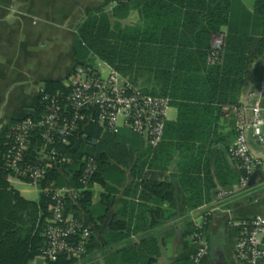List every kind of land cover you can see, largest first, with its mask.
Masks as SVG:
<instances>
[{"label": "crops", "instance_id": "0c3cea01", "mask_svg": "<svg viewBox=\"0 0 264 264\" xmlns=\"http://www.w3.org/2000/svg\"><path fill=\"white\" fill-rule=\"evenodd\" d=\"M167 1L175 6L185 4L184 0ZM235 3L241 11L253 13L255 0ZM113 8L111 0H0V127L8 120L34 115L46 81H58L65 86L70 73L83 63L76 57L79 27L88 16ZM136 19L134 12L130 21ZM187 49L189 53L193 50ZM248 70L244 86L233 97L229 94V99L249 107L256 102L253 93L261 81L264 60L251 64ZM125 78L134 84L129 77ZM154 81L157 83L142 80L134 86L144 87L149 94L154 88L159 91L165 86L159 78ZM167 97L171 107L163 142H181L184 150L188 147V152H184L188 158L176 146L169 153L162 145L157 148L156 165L150 170L145 168L142 181L165 184L172 200H160L142 189L136 167L147 165L155 156L146 139L124 128L110 133L116 136L125 154L119 157L120 161L109 162L122 171L125 182L122 186L107 182V188L94 185L89 213L75 212L92 235V251L81 264H119L118 252L145 240H156L160 246L155 264L193 262L194 244L188 236L202 223L209 251L201 264H239L234 252L238 224L264 217V170L257 171L252 186L244 189L240 185L238 162L226 153L236 140V115L229 108L223 109L214 138H207L205 128H180L181 112ZM249 146L252 154L264 162V145L250 136ZM61 176L64 186L71 187L70 177ZM9 185L15 190L32 187L18 182ZM34 189L39 201L42 193L39 188ZM221 191L232 192L234 201L227 206L218 203ZM18 192L25 198L23 191ZM105 196L110 198L109 203L104 201ZM139 209L142 218L136 223L132 218ZM135 224L139 227L137 233L133 232ZM30 264L48 262L39 256Z\"/></svg>", "mask_w": 264, "mask_h": 264}, {"label": "trees", "instance_id": "16d2710c", "mask_svg": "<svg viewBox=\"0 0 264 264\" xmlns=\"http://www.w3.org/2000/svg\"><path fill=\"white\" fill-rule=\"evenodd\" d=\"M184 2L175 6L167 0H134L117 5L110 12L88 16L78 29L76 57L83 62L80 64L92 65L88 62L89 57L97 55L121 75L129 77L134 84L146 72L153 77V84L157 83L154 78L161 79L165 86L160 87L159 91L154 88L151 94L173 99V104L181 112L180 128H205V136L214 138L222 110L239 105V102L229 99V94L232 96L244 86L251 64L264 60V0H255L253 13L241 11L235 0ZM134 12L137 19L130 21ZM219 35L225 36L223 61L211 66L207 59L212 39ZM187 48H193L191 53L187 52ZM67 91L58 81H46L39 95L36 113L23 119L8 120L0 127V264H30L39 257L46 246L44 231L51 218L50 197L42 194L39 201H29L9 185L5 155L11 145V129L24 119H36L45 113L46 106L41 101L44 95L66 94ZM39 134L42 131L32 137L29 155L33 161L38 156L32 146L42 144ZM94 141L96 145H92ZM117 141L116 136L103 134L97 125H89L84 130L81 128L69 146H56L58 153L67 155L71 163L62 164V172L49 169L40 189L50 185L64 187L62 174L70 177L72 188L81 189L80 178L86 167L85 159L92 157L97 171L76 201L66 196L65 211L66 214L78 210L89 213L94 185L107 188V182L117 186L125 182L122 171L109 162L110 159L120 161L125 154ZM170 144L163 142L157 148L163 145L170 153L176 146L180 154L188 158L184 154L188 152V147L184 150L181 142ZM157 148L151 162L136 167L139 180H143L145 168L150 170L156 165ZM140 184L144 192L163 201L172 200L165 184L154 180H144ZM104 199L109 203V197L105 196ZM74 218L79 221L77 214ZM138 218H142L141 211L132 220L135 219L137 223ZM83 227L87 228L84 224ZM138 231L139 227L135 224L133 232ZM196 231L193 229L188 236L192 244L191 236ZM88 243L87 251L90 254L92 235ZM159 253L160 246L156 240H145L118 252L117 258L119 264H155ZM48 264L77 263L60 255L56 262Z\"/></svg>", "mask_w": 264, "mask_h": 264}, {"label": "built area", "instance_id": "2783aa9c", "mask_svg": "<svg viewBox=\"0 0 264 264\" xmlns=\"http://www.w3.org/2000/svg\"><path fill=\"white\" fill-rule=\"evenodd\" d=\"M132 1L111 0V5L115 7ZM224 47V35L213 37L207 59L209 65L222 63ZM64 87L68 90L66 94L42 97L41 101L46 106L43 115L36 119H24L11 129V145L5 155L8 182L28 184L40 189L49 169L55 168L62 172L60 166L71 163L67 155L58 153L56 146H69L73 136L89 125H97L105 133H114L124 128L145 138L152 151L163 142L171 99L140 91L108 63L77 65ZM253 97L256 102L252 106L239 104L229 107L230 112L236 115L237 135L227 154L240 163V185L244 189L249 186L254 173L264 170V162L252 154L249 146L250 136L264 145V72ZM40 131L42 144L32 146L38 156L33 161L29 155L32 137ZM96 144V141L92 143ZM85 163L80 178L81 189L70 186L56 188L55 185L40 189L52 201L51 218L44 231L46 246L40 255L48 263L56 262L60 255H65L81 264L88 256L91 231L74 218V211L65 213L66 196L76 201L97 171L94 158H86ZM234 199L232 192L221 191L216 201L227 206ZM262 200L264 202V196ZM203 227L204 223L191 236L194 264H201L208 256L209 245ZM234 252L239 264L264 262V217L246 219L238 224Z\"/></svg>", "mask_w": 264, "mask_h": 264}, {"label": "rangeland", "instance_id": "374dc122", "mask_svg": "<svg viewBox=\"0 0 264 264\" xmlns=\"http://www.w3.org/2000/svg\"><path fill=\"white\" fill-rule=\"evenodd\" d=\"M89 63H91L92 65H97V64H99V63H102V62H105V60H102L101 58H99L97 55H90V57H89V61H88ZM58 68H59V66H58ZM53 69V68H52ZM72 73V72H71ZM71 73H70V75H71ZM69 75V76H70ZM123 76V75H122ZM126 77V76H125ZM143 81H146L147 79H150V82L151 81H153V77L152 76H150L149 74H148V72H146V73H144L143 74V76H142V78H141ZM140 79V81H142ZM145 83V82H144ZM148 87L150 86V85H147ZM137 89H139L140 91H142V92H144L145 93V88L144 87H142V86H135ZM152 87H153V85H152ZM148 89V88H147ZM147 92V91H146ZM146 94H148V95H152V94H149V92L148 93H146ZM153 96V95H152ZM56 187V186H55ZM56 188H58V187H56ZM16 190H18V191H23V196L25 197V198H27L28 200H33V201H37L38 200V198H39V195H38V192L33 188V187H29V186H24V187H16Z\"/></svg>", "mask_w": 264, "mask_h": 264}, {"label": "water", "instance_id": "95a60500", "mask_svg": "<svg viewBox=\"0 0 264 264\" xmlns=\"http://www.w3.org/2000/svg\"><path fill=\"white\" fill-rule=\"evenodd\" d=\"M255 177H256V173H254L253 176L251 177V180H250V183H249V187L252 186V183H253Z\"/></svg>", "mask_w": 264, "mask_h": 264}]
</instances>
